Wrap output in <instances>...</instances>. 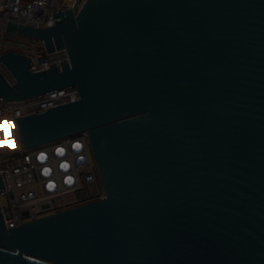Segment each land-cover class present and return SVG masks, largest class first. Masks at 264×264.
Listing matches in <instances>:
<instances>
[{
    "label": "water",
    "instance_id": "obj_1",
    "mask_svg": "<svg viewBox=\"0 0 264 264\" xmlns=\"http://www.w3.org/2000/svg\"><path fill=\"white\" fill-rule=\"evenodd\" d=\"M7 31L69 60L0 57V96L76 87L17 119L25 149L87 134L106 199L8 230L0 264H264V0H87ZM5 189L0 176V190Z\"/></svg>",
    "mask_w": 264,
    "mask_h": 264
},
{
    "label": "built area",
    "instance_id": "obj_2",
    "mask_svg": "<svg viewBox=\"0 0 264 264\" xmlns=\"http://www.w3.org/2000/svg\"><path fill=\"white\" fill-rule=\"evenodd\" d=\"M69 7L64 0H0V57L7 53L26 56L34 69L43 72L69 60L67 52L49 54L44 43L7 31L9 23L34 28L55 25V14ZM0 72L10 85L15 82L3 64ZM76 87L22 102H6L0 96V142L7 134L10 144L19 139L12 153L0 152V207L8 230L46 219L106 199V191L87 134L25 149L17 119L77 102ZM9 130H11V137Z\"/></svg>",
    "mask_w": 264,
    "mask_h": 264
},
{
    "label": "rangeland",
    "instance_id": "obj_3",
    "mask_svg": "<svg viewBox=\"0 0 264 264\" xmlns=\"http://www.w3.org/2000/svg\"><path fill=\"white\" fill-rule=\"evenodd\" d=\"M87 0H64L65 4H67L71 8H75V10L80 11L82 6ZM10 135L8 137H11V130H9ZM7 134H4L1 137V142H0V152L2 154H9L12 153L14 150L19 148L20 146V141L17 138H14V141H11L10 144L6 141ZM13 137V136H12Z\"/></svg>",
    "mask_w": 264,
    "mask_h": 264
},
{
    "label": "bare ground",
    "instance_id": "obj_4",
    "mask_svg": "<svg viewBox=\"0 0 264 264\" xmlns=\"http://www.w3.org/2000/svg\"><path fill=\"white\" fill-rule=\"evenodd\" d=\"M66 52V51H65Z\"/></svg>",
    "mask_w": 264,
    "mask_h": 264
}]
</instances>
